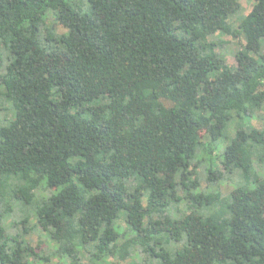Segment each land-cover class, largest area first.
<instances>
[{"label": "trees", "instance_id": "16d2710c", "mask_svg": "<svg viewBox=\"0 0 264 264\" xmlns=\"http://www.w3.org/2000/svg\"><path fill=\"white\" fill-rule=\"evenodd\" d=\"M238 11L0 0V264H264V0Z\"/></svg>", "mask_w": 264, "mask_h": 264}, {"label": "rangeland", "instance_id": "374dc122", "mask_svg": "<svg viewBox=\"0 0 264 264\" xmlns=\"http://www.w3.org/2000/svg\"><path fill=\"white\" fill-rule=\"evenodd\" d=\"M239 2V11L234 14L231 18V21H232V24L233 26H237L238 24V18L239 16L241 15H247L251 9H252V6L254 4V0H238ZM65 29L62 28V27H59V31H64ZM216 39H219L221 40V42L219 43V45L217 46V50L223 55L225 56L227 62L232 65V66H236L237 65V62H236V58H235V53L237 51L238 48L241 47V44H245V41L242 40V39H236L233 37V35L231 34H226V33H217L215 35ZM5 114L4 111L1 112V116L3 117ZM9 115H11V113H9ZM253 124L255 126H258L260 127L263 122H264V118L261 117V118H258V119H253ZM205 184L203 183V186ZM230 186L227 185H224L223 188H222V191L224 190H227L229 189ZM31 224V223H30ZM28 224L27 227H25L26 231H30L31 230V225ZM8 233L11 235H14L16 234L18 231L16 228H8ZM24 233V232H23ZM24 236L31 241L32 244H36L40 239L43 238V241L46 245L48 243H50V240L48 239V236H47V233L46 232H37V231H30V232H26L24 233ZM42 236V237H41ZM46 238V239H45ZM48 256V260H47V264H65L63 262L62 259L58 258V257H50L49 255H46ZM126 256L122 257H118V258H112V257H108L107 258V262H109L108 264H116V263H120V264H127L129 262V259H125Z\"/></svg>", "mask_w": 264, "mask_h": 264}]
</instances>
